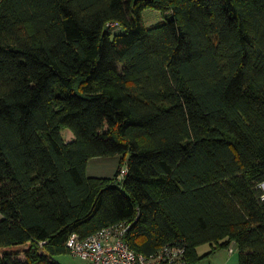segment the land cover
Masks as SVG:
<instances>
[{
    "label": "trees",
    "instance_id": "obj_1",
    "mask_svg": "<svg viewBox=\"0 0 264 264\" xmlns=\"http://www.w3.org/2000/svg\"><path fill=\"white\" fill-rule=\"evenodd\" d=\"M263 183L264 0H0V264L120 222L147 257L264 264Z\"/></svg>",
    "mask_w": 264,
    "mask_h": 264
},
{
    "label": "built area",
    "instance_id": "obj_2",
    "mask_svg": "<svg viewBox=\"0 0 264 264\" xmlns=\"http://www.w3.org/2000/svg\"><path fill=\"white\" fill-rule=\"evenodd\" d=\"M127 172L124 166L121 175L125 176ZM129 228V224L120 222L88 236L74 232L67 241L69 253L87 261V264H176L184 252L181 248L165 247L157 256L147 257L129 245L126 239ZM229 250L232 253L235 247Z\"/></svg>",
    "mask_w": 264,
    "mask_h": 264
},
{
    "label": "rangeland",
    "instance_id": "obj_3",
    "mask_svg": "<svg viewBox=\"0 0 264 264\" xmlns=\"http://www.w3.org/2000/svg\"><path fill=\"white\" fill-rule=\"evenodd\" d=\"M143 18L145 24L148 27L160 25L165 21V17L163 13L159 10L152 8H146L143 11ZM123 32H124L123 27L118 26L115 28V33H123ZM64 135L67 139H70L72 137V132L67 129L64 131ZM120 160H121V156L94 158L90 160L88 175L112 177L115 175L117 168L119 167ZM209 248H210L209 244H205L201 246L200 249L202 251H205L204 249H209ZM58 260L62 264H87V261L78 257H74L69 252L58 256Z\"/></svg>",
    "mask_w": 264,
    "mask_h": 264
},
{
    "label": "crops",
    "instance_id": "obj_4",
    "mask_svg": "<svg viewBox=\"0 0 264 264\" xmlns=\"http://www.w3.org/2000/svg\"><path fill=\"white\" fill-rule=\"evenodd\" d=\"M92 159H94V158H92ZM89 163H90V161H89ZM89 163H88V167H87V172L89 170ZM204 250L205 251H202L200 249V252L205 253V252L209 251L210 248L204 249ZM236 251H237L236 247L232 253L230 252V250L228 248L217 249L214 253H212L210 256H208L207 258H205L203 261H201L198 264H239V254Z\"/></svg>",
    "mask_w": 264,
    "mask_h": 264
}]
</instances>
